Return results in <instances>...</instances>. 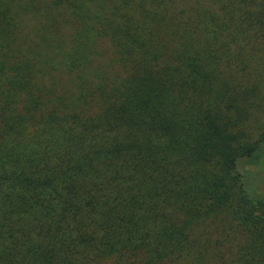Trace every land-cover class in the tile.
<instances>
[{
	"label": "trees",
	"instance_id": "16d2710c",
	"mask_svg": "<svg viewBox=\"0 0 264 264\" xmlns=\"http://www.w3.org/2000/svg\"><path fill=\"white\" fill-rule=\"evenodd\" d=\"M264 0H0V264H264Z\"/></svg>",
	"mask_w": 264,
	"mask_h": 264
},
{
	"label": "rangeland",
	"instance_id": "374dc122",
	"mask_svg": "<svg viewBox=\"0 0 264 264\" xmlns=\"http://www.w3.org/2000/svg\"><path fill=\"white\" fill-rule=\"evenodd\" d=\"M236 170L242 176L245 190L251 198L264 196V145L255 159H241L236 163Z\"/></svg>",
	"mask_w": 264,
	"mask_h": 264
}]
</instances>
